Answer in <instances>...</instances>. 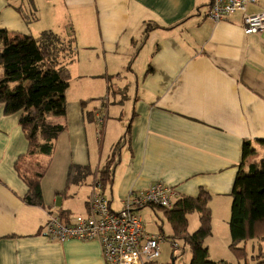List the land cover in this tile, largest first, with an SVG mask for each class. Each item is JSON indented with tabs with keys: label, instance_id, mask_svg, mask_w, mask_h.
<instances>
[{
	"label": "crops",
	"instance_id": "1",
	"mask_svg": "<svg viewBox=\"0 0 264 264\" xmlns=\"http://www.w3.org/2000/svg\"><path fill=\"white\" fill-rule=\"evenodd\" d=\"M57 1L37 0L38 6L35 0V8L51 5L52 26L62 27L55 23ZM59 1L76 44L73 58L65 60L72 77L66 115L48 118L65 127L54 153L30 155L22 114L7 116L0 105V264H108L96 241L60 242L43 233L52 210L62 218L87 214L111 149L116 163L104 196L112 211L122 210L130 192L158 183L173 187L175 199L204 189L212 197V233L219 225L228 228L235 180L264 156V31L245 35L241 13L213 22L212 0ZM27 7L28 0H0V30L36 37ZM263 10L264 0H256L247 13ZM125 74L135 86L127 118L123 101L114 106L132 83L120 86ZM112 81L118 86L114 102ZM102 87L108 98L98 112L93 94ZM73 165L89 166L93 175L67 187ZM40 173L43 204L29 205L23 175Z\"/></svg>",
	"mask_w": 264,
	"mask_h": 264
},
{
	"label": "trees",
	"instance_id": "2",
	"mask_svg": "<svg viewBox=\"0 0 264 264\" xmlns=\"http://www.w3.org/2000/svg\"><path fill=\"white\" fill-rule=\"evenodd\" d=\"M28 4L36 10L35 0H28ZM75 44L73 29L68 38L53 31H43L38 37H33L0 30V67L4 70L0 79V105L4 106L7 116L22 114L20 124L29 142L30 155L51 156L65 129L63 125L50 124L48 117L66 115L67 91L72 77L65 60L73 58ZM129 133L128 129L126 135ZM250 154L246 144L244 157ZM113 163L112 160L97 172L96 179L101 182L103 191L112 182ZM92 175L89 166L73 165L68 171L67 187L80 185ZM43 176L44 173L33 178L23 175L29 188L26 197L29 205L43 204ZM211 198L210 193L201 189L197 197L178 196L171 209L147 205L164 212L173 231V244L182 240L184 246L189 247V264H217L209 260V250L205 246V240L212 234ZM195 213L200 216V225L195 233L189 234V216ZM230 235V249L237 260L245 261V264H264L262 250L252 256V262H248V252L243 246L246 241H264V156L260 166L251 165L248 172L239 173L235 180Z\"/></svg>",
	"mask_w": 264,
	"mask_h": 264
},
{
	"label": "built area",
	"instance_id": "3",
	"mask_svg": "<svg viewBox=\"0 0 264 264\" xmlns=\"http://www.w3.org/2000/svg\"><path fill=\"white\" fill-rule=\"evenodd\" d=\"M255 2L256 0H212L209 18L218 23L241 13L244 34H261L264 31V10L247 13L249 5ZM176 196L173 187L158 183L140 192H130L123 201L122 210L115 212L104 196L101 182L96 179L87 214L62 218L52 210L43 234L60 242L96 241L108 264L153 263L160 257L164 238L161 234L147 232L139 210L147 205L171 209ZM173 247L179 248L176 243Z\"/></svg>",
	"mask_w": 264,
	"mask_h": 264
},
{
	"label": "rangeland",
	"instance_id": "4",
	"mask_svg": "<svg viewBox=\"0 0 264 264\" xmlns=\"http://www.w3.org/2000/svg\"><path fill=\"white\" fill-rule=\"evenodd\" d=\"M36 5H38V2L36 0ZM39 6V5H38ZM51 6V5H50ZM50 6H44L43 8H38L37 10H34L31 5L28 4V7L26 9L27 15L30 17L32 23L30 26L33 29L35 35L39 36L41 31H44V29H47L49 31H58V33L67 31L70 33L72 28V22H68L66 19V6L60 2L57 1L58 6V19L55 21V23H63V26H52V8ZM65 12V13H64ZM36 18V19H35ZM36 36V37H37ZM92 54V53H91ZM88 57V56H87ZM78 56H75V60H77ZM79 60V58H78ZM4 75V70L2 67H0V79ZM132 80V76L129 74H125V77L120 82V86L123 87L127 84L128 81ZM97 82V81H94ZM112 90H111V96L110 100L111 102H114V96L113 91L115 88H118L117 83L115 81H112L111 83ZM103 87L97 91H95V100L93 103L96 104L95 110L100 112L103 108L104 102L107 101V95H108V89L104 90L102 92ZM134 92H135V86L132 80V83L130 82V86L126 88V91L122 92V95L117 96V100L115 101L114 106H119L118 102L123 101L124 105L122 106V115L124 118H127L129 115V112L131 111V108L133 106V99H134ZM105 106V105H104ZM112 106V108L114 107ZM94 110V109H93ZM94 110V111H95ZM55 116L50 115L48 118L52 122V119ZM124 142V140L122 141ZM121 142V143H122ZM102 145V142H101ZM108 150L110 148L107 147ZM112 152V160L114 158L115 149ZM117 161H119V155L116 156ZM114 161V160H113ZM261 158L256 160V163H260ZM46 162H43V165ZM116 161H114V164ZM37 169H39V165H36ZM27 173V171H25ZM30 173V172H29ZM82 196V195H81ZM80 197H78L76 200H79ZM77 202V201H75ZM116 210L118 209L119 205L116 204L114 206ZM145 223L148 225V229L151 231H163V238L164 241L161 243V257L158 260V264H189L191 261V252L189 250V247L184 246V241L177 240L175 241L178 245V249H173V243L174 240L172 238L173 231L168 223L164 212L158 208L152 209L145 208L143 211H141ZM190 224L188 227L189 234L195 233L199 228V221H198V214L195 213L192 216H190ZM156 223H158L156 225ZM157 226V227H156ZM230 226L228 225V228L224 225H219L218 228L214 230V233H212L206 240H205V246L209 250V260L217 263V264H245V261H239L237 260L236 256L230 249L231 244V235H230ZM162 229V231H160ZM243 245V244H242ZM248 252V262H252V256L258 255L260 250L264 252V241L261 243H257L255 241H246L244 245Z\"/></svg>",
	"mask_w": 264,
	"mask_h": 264
}]
</instances>
